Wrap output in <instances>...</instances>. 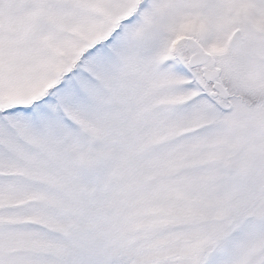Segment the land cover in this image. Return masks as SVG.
Returning a JSON list of instances; mask_svg holds the SVG:
<instances>
[{"label":"snow or ice","instance_id":"6c2138e0","mask_svg":"<svg viewBox=\"0 0 264 264\" xmlns=\"http://www.w3.org/2000/svg\"><path fill=\"white\" fill-rule=\"evenodd\" d=\"M0 264H264V0H0Z\"/></svg>","mask_w":264,"mask_h":264}]
</instances>
